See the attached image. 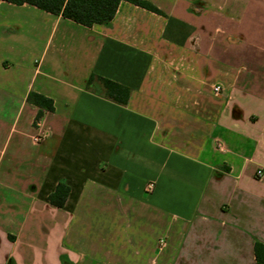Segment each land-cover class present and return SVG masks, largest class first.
Instances as JSON below:
<instances>
[{"label":"crops","instance_id":"crops-1","mask_svg":"<svg viewBox=\"0 0 264 264\" xmlns=\"http://www.w3.org/2000/svg\"><path fill=\"white\" fill-rule=\"evenodd\" d=\"M144 1L88 27L0 0V264H257L264 0Z\"/></svg>","mask_w":264,"mask_h":264},{"label":"trees","instance_id":"trees-1","mask_svg":"<svg viewBox=\"0 0 264 264\" xmlns=\"http://www.w3.org/2000/svg\"><path fill=\"white\" fill-rule=\"evenodd\" d=\"M14 4L28 3L44 11L60 15L84 26L91 27L95 24H106L114 16L121 0H4ZM134 4L159 12L151 3L144 0H129ZM96 81L102 87L104 97L125 105L130 96V88L106 77L91 74L86 87H90ZM26 101L38 106L36 118L42 116L44 111H53L52 99L33 91L26 96ZM70 188L63 182L56 184L54 190L48 195V201L58 207H62L69 194ZM254 254L257 264H264V244L256 241Z\"/></svg>","mask_w":264,"mask_h":264},{"label":"built area","instance_id":"built-area-1","mask_svg":"<svg viewBox=\"0 0 264 264\" xmlns=\"http://www.w3.org/2000/svg\"><path fill=\"white\" fill-rule=\"evenodd\" d=\"M212 90L215 94H220L221 91H222V87L219 85V84H216L212 87ZM40 120H41V117L39 118H36L34 119V126H38L39 123H40ZM46 136V132H40V133H37L35 135H33V141L35 143H38L40 142L44 137ZM264 174V169L263 168H259L256 170V175L257 176H262ZM153 182H148L145 186V189L146 191H151L153 189Z\"/></svg>","mask_w":264,"mask_h":264}]
</instances>
